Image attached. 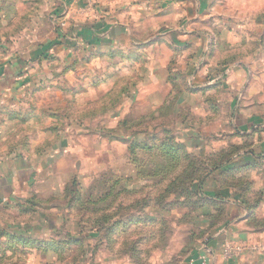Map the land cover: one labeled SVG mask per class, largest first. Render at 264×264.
Listing matches in <instances>:
<instances>
[{"label":"clouds","instance_id":"obj_1","mask_svg":"<svg viewBox=\"0 0 264 264\" xmlns=\"http://www.w3.org/2000/svg\"><path fill=\"white\" fill-rule=\"evenodd\" d=\"M0 264H264V0H0Z\"/></svg>","mask_w":264,"mask_h":264}]
</instances>
